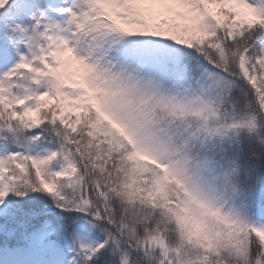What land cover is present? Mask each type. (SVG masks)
<instances>
[{
    "label": "snow or ice",
    "instance_id": "1",
    "mask_svg": "<svg viewBox=\"0 0 264 264\" xmlns=\"http://www.w3.org/2000/svg\"><path fill=\"white\" fill-rule=\"evenodd\" d=\"M0 264H264V0H0Z\"/></svg>",
    "mask_w": 264,
    "mask_h": 264
}]
</instances>
